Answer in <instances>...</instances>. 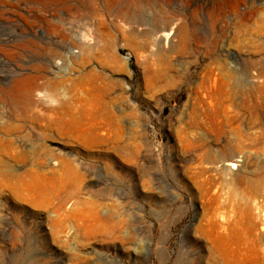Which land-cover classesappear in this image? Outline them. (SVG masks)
Listing matches in <instances>:
<instances>
[{"label":"rangeland","instance_id":"1","mask_svg":"<svg viewBox=\"0 0 264 264\" xmlns=\"http://www.w3.org/2000/svg\"><path fill=\"white\" fill-rule=\"evenodd\" d=\"M0 264H264V0H0Z\"/></svg>","mask_w":264,"mask_h":264},{"label":"bare ground","instance_id":"2","mask_svg":"<svg viewBox=\"0 0 264 264\" xmlns=\"http://www.w3.org/2000/svg\"><path fill=\"white\" fill-rule=\"evenodd\" d=\"M131 8L132 7L127 6V5L121 7L117 11L116 16L118 18H120L121 20L133 23L134 20H136L135 18H137L138 12L135 10H131ZM161 18H164V21H163V19H161V21H163V24H161L160 27L156 28L155 34H157V35H156V38L153 39V41L155 43H158V44L159 43L161 44L162 42L167 43V41L169 40V37L173 31L171 28L172 23H170L172 20L171 16L166 15L163 17L161 16ZM132 20H133V22H132ZM106 33H108V31ZM160 76L155 74V75H153V78L157 79ZM238 162L239 161H228L224 164V166L230 170H236L238 168V164H237Z\"/></svg>","mask_w":264,"mask_h":264}]
</instances>
